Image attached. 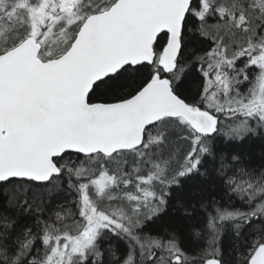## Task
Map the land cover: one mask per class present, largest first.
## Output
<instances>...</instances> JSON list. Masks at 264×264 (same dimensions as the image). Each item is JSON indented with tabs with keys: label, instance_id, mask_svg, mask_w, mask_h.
<instances>
[{
	"label": "snow or ice",
	"instance_id": "snow-or-ice-1",
	"mask_svg": "<svg viewBox=\"0 0 264 264\" xmlns=\"http://www.w3.org/2000/svg\"><path fill=\"white\" fill-rule=\"evenodd\" d=\"M0 264H264V0H0Z\"/></svg>",
	"mask_w": 264,
	"mask_h": 264
},
{
	"label": "trees",
	"instance_id": "trees-1",
	"mask_svg": "<svg viewBox=\"0 0 264 264\" xmlns=\"http://www.w3.org/2000/svg\"><path fill=\"white\" fill-rule=\"evenodd\" d=\"M194 85L195 83H198V81H193ZM252 153H253V159L258 162L259 161V157H260V153H261V146H260V142L256 141L255 143H252L250 145Z\"/></svg>",
	"mask_w": 264,
	"mask_h": 264
}]
</instances>
